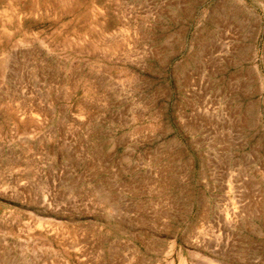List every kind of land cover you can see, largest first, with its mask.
<instances>
[{"label": "rangeland", "instance_id": "1", "mask_svg": "<svg viewBox=\"0 0 264 264\" xmlns=\"http://www.w3.org/2000/svg\"><path fill=\"white\" fill-rule=\"evenodd\" d=\"M0 264H264V0H0Z\"/></svg>", "mask_w": 264, "mask_h": 264}, {"label": "bare ground", "instance_id": "2", "mask_svg": "<svg viewBox=\"0 0 264 264\" xmlns=\"http://www.w3.org/2000/svg\"><path fill=\"white\" fill-rule=\"evenodd\" d=\"M251 192V191H250ZM253 192V191H252Z\"/></svg>", "mask_w": 264, "mask_h": 264}]
</instances>
